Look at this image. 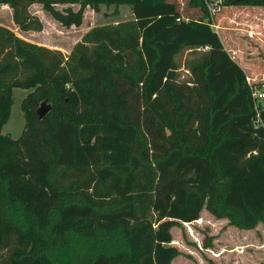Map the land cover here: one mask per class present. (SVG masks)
I'll list each match as a JSON object with an SVG mask.
<instances>
[{
  "label": "trees",
  "instance_id": "obj_1",
  "mask_svg": "<svg viewBox=\"0 0 264 264\" xmlns=\"http://www.w3.org/2000/svg\"><path fill=\"white\" fill-rule=\"evenodd\" d=\"M216 1L0 0L22 31L42 29L33 3L64 27L86 7L132 11L67 55L0 25V264H172V228L202 210L264 223V106L213 27ZM13 88L31 89L16 139L2 133Z\"/></svg>",
  "mask_w": 264,
  "mask_h": 264
},
{
  "label": "rangeland",
  "instance_id": "obj_2",
  "mask_svg": "<svg viewBox=\"0 0 264 264\" xmlns=\"http://www.w3.org/2000/svg\"><path fill=\"white\" fill-rule=\"evenodd\" d=\"M57 7L61 8L62 5ZM73 7L78 8L77 5ZM28 10L32 17L41 21V30L19 29L12 18V9L6 4H0V25L9 28L27 41L58 49L64 55H67L73 45L93 26L110 25L132 19L129 5H101L98 11L86 7L80 26L64 27L52 19L39 3L31 4ZM260 10H264V7L219 4L218 12L214 16L218 17V23L220 22L222 27H226L218 29V35L225 48L235 56V59L245 58V62L253 65L248 74H252L253 71L264 72V47L246 50L247 47L254 46V40L241 35L244 32L236 31L235 27L244 26L234 24L229 18L243 12ZM198 53L186 50L178 56L180 79H186L189 75L186 60ZM30 90L13 88L10 117L2 127V133L15 139L20 136L25 122L21 101ZM258 105L264 106V98L258 100ZM172 235V244L181 251L172 264H260L264 260V223H258L252 229H240L230 225L227 219H217L206 210H202L198 220L174 226Z\"/></svg>",
  "mask_w": 264,
  "mask_h": 264
},
{
  "label": "crops",
  "instance_id": "obj_3",
  "mask_svg": "<svg viewBox=\"0 0 264 264\" xmlns=\"http://www.w3.org/2000/svg\"><path fill=\"white\" fill-rule=\"evenodd\" d=\"M217 12H218V8L212 12V21H213V27L215 28V30L218 33V29L226 28V27H222L220 22L218 23V17L214 18V16L217 14ZM229 19L234 24H239V25L244 26V27H241V26L235 27L234 29L236 31L244 32L241 35L246 36L248 39L254 40V42H253L254 46L247 47L246 50H248V49L250 50V48L255 50L256 48L260 49L261 47H264V10L253 11V12H251V11L250 12H243L242 14H237L236 16L229 18ZM232 53H233V51H232ZM232 57L234 58L235 56H232ZM235 60L242 67V69L246 73V76H248L249 78L254 79L257 77L259 78L260 76L264 77V72H262V71H260V72L253 71L252 74H248V71H251L250 67H253V65L245 62V58H242L240 60H238V58H237Z\"/></svg>",
  "mask_w": 264,
  "mask_h": 264
},
{
  "label": "built area",
  "instance_id": "obj_4",
  "mask_svg": "<svg viewBox=\"0 0 264 264\" xmlns=\"http://www.w3.org/2000/svg\"><path fill=\"white\" fill-rule=\"evenodd\" d=\"M219 4H221V0H217L216 2H213V3H209L208 7L211 10V12H213L215 11V9L218 8ZM247 80H248V83L251 89V95H252V99L254 102V108L256 112L258 113L259 111L258 100L264 98V83L257 85V84H252L249 78Z\"/></svg>",
  "mask_w": 264,
  "mask_h": 264
},
{
  "label": "water",
  "instance_id": "obj_5",
  "mask_svg": "<svg viewBox=\"0 0 264 264\" xmlns=\"http://www.w3.org/2000/svg\"><path fill=\"white\" fill-rule=\"evenodd\" d=\"M50 108V105H48L45 101L41 102L40 106L37 109V114L39 118H43L50 110Z\"/></svg>",
  "mask_w": 264,
  "mask_h": 264
}]
</instances>
